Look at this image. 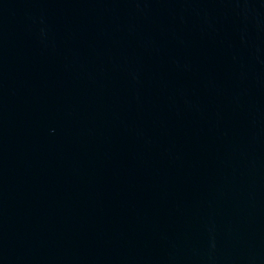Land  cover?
Masks as SVG:
<instances>
[{
  "label": "water",
  "instance_id": "water-1",
  "mask_svg": "<svg viewBox=\"0 0 264 264\" xmlns=\"http://www.w3.org/2000/svg\"><path fill=\"white\" fill-rule=\"evenodd\" d=\"M0 264H264V0H0Z\"/></svg>",
  "mask_w": 264,
  "mask_h": 264
}]
</instances>
